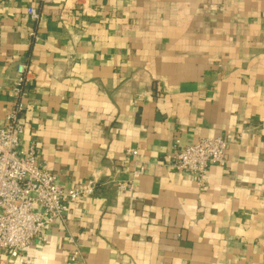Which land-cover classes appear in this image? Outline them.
I'll use <instances>...</instances> for the list:
<instances>
[{
	"label": "crops",
	"instance_id": "obj_1",
	"mask_svg": "<svg viewBox=\"0 0 264 264\" xmlns=\"http://www.w3.org/2000/svg\"><path fill=\"white\" fill-rule=\"evenodd\" d=\"M0 23V125L22 103V147L66 189L98 182L0 264H264V0H0ZM227 134L203 184L164 163Z\"/></svg>",
	"mask_w": 264,
	"mask_h": 264
},
{
	"label": "built area",
	"instance_id": "obj_2",
	"mask_svg": "<svg viewBox=\"0 0 264 264\" xmlns=\"http://www.w3.org/2000/svg\"><path fill=\"white\" fill-rule=\"evenodd\" d=\"M28 13L34 19L39 17L35 7H29ZM17 71L15 90L24 96L25 85L33 72L23 63ZM22 109L23 104L18 103L8 114L7 122L0 125V256L8 253L18 258L35 238L45 237L49 224L65 221L71 201L93 195L98 183L92 177L86 183L69 189L61 185L57 174L38 159L35 143L22 147L21 136L25 129L20 120ZM237 139L234 134L204 136L191 143H183L177 138L172 156L165 157L164 163L177 171L192 173L198 183L203 184V177L210 166L227 162L228 147ZM127 153L137 155L138 151L128 149ZM144 173L145 168L139 166L131 178L112 179L110 182L119 190L131 191L135 188L134 179ZM78 255L79 251L74 249L72 260H76Z\"/></svg>",
	"mask_w": 264,
	"mask_h": 264
}]
</instances>
